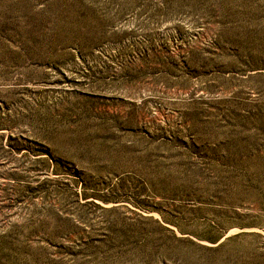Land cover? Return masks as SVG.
<instances>
[{
    "label": "rangeland",
    "instance_id": "1",
    "mask_svg": "<svg viewBox=\"0 0 264 264\" xmlns=\"http://www.w3.org/2000/svg\"><path fill=\"white\" fill-rule=\"evenodd\" d=\"M0 264H264V0H0Z\"/></svg>",
    "mask_w": 264,
    "mask_h": 264
}]
</instances>
